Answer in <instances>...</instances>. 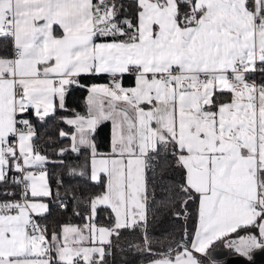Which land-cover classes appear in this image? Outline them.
I'll list each match as a JSON object with an SVG mask.
<instances>
[{
    "label": "snow or ice",
    "instance_id": "snow-or-ice-1",
    "mask_svg": "<svg viewBox=\"0 0 264 264\" xmlns=\"http://www.w3.org/2000/svg\"><path fill=\"white\" fill-rule=\"evenodd\" d=\"M217 243L264 251V0H0V264H220Z\"/></svg>",
    "mask_w": 264,
    "mask_h": 264
},
{
    "label": "trees",
    "instance_id": "trees-1",
    "mask_svg": "<svg viewBox=\"0 0 264 264\" xmlns=\"http://www.w3.org/2000/svg\"><path fill=\"white\" fill-rule=\"evenodd\" d=\"M106 76H103L99 79H95V80H86L84 81L85 83H90L93 81H103L105 79ZM131 80V77H125L124 83H129ZM84 94L85 91L81 90V89H75L73 90L70 95L67 97V107L69 110H76L78 112H85V105H84ZM61 113H58V115ZM64 115H68L71 114V111L67 112V113H62ZM52 126H53V120H48V122L46 124H44L43 126H39L38 124V129L41 133L45 132V131H49L51 132L52 130ZM61 127H63V125H61ZM108 122H105L104 124H102L99 128L98 131L96 133L97 135V139L98 140H105L108 137ZM65 144L68 143V141H64ZM69 161H74L75 157L74 155H69V157L67 158ZM50 167V171H51V175H52V179H51V184H52V188H53V192H55L56 190V185H55V178L57 176V174L61 171L60 168H52ZM62 191V190H61ZM72 209L71 207L69 208V210L65 213H60L58 212V210L53 207L52 208V215L49 216L47 219L49 222L53 221V219L55 218L56 220H59L60 223H66V222H71L74 224H80L83 222L82 217H76V216H72ZM97 223H101V224H107L108 220L105 217V213L101 210L99 212L98 215V219H97ZM191 223L189 224V227H191ZM125 236L128 239H131L132 237L129 236L128 233H125ZM218 246V245H216ZM215 246V247H216ZM229 251V250H228ZM230 252V251H229ZM126 259H128L129 261L133 262V264H142L143 262L146 261V259L142 256H139L137 253L132 252L130 253Z\"/></svg>",
    "mask_w": 264,
    "mask_h": 264
},
{
    "label": "water",
    "instance_id": "water-1",
    "mask_svg": "<svg viewBox=\"0 0 264 264\" xmlns=\"http://www.w3.org/2000/svg\"><path fill=\"white\" fill-rule=\"evenodd\" d=\"M212 251L220 264H249L245 258L229 252L224 246H216ZM251 264H264V251L254 253Z\"/></svg>",
    "mask_w": 264,
    "mask_h": 264
},
{
    "label": "crops",
    "instance_id": "crops-1",
    "mask_svg": "<svg viewBox=\"0 0 264 264\" xmlns=\"http://www.w3.org/2000/svg\"><path fill=\"white\" fill-rule=\"evenodd\" d=\"M93 82H95V83H105L104 80H103V81H93ZM93 82H90V83H93ZM130 83H131V80H130L129 83H125V85H128V84H130ZM86 95H87V93L85 92V94H84V98H85ZM85 110H86V109H85ZM68 115H69V114H68ZM110 127H111L110 122H108V129H109V131H108V135H109V133H110ZM216 245H222V246H223V244H221V243H217ZM142 264H146V261L143 262Z\"/></svg>",
    "mask_w": 264,
    "mask_h": 264
},
{
    "label": "built area",
    "instance_id": "built-area-1",
    "mask_svg": "<svg viewBox=\"0 0 264 264\" xmlns=\"http://www.w3.org/2000/svg\"><path fill=\"white\" fill-rule=\"evenodd\" d=\"M104 82H107V77H105Z\"/></svg>",
    "mask_w": 264,
    "mask_h": 264
},
{
    "label": "rangeland",
    "instance_id": "rangeland-1",
    "mask_svg": "<svg viewBox=\"0 0 264 264\" xmlns=\"http://www.w3.org/2000/svg\"><path fill=\"white\" fill-rule=\"evenodd\" d=\"M218 246H222V245H218ZM227 249V248H226ZM228 250V249H227Z\"/></svg>",
    "mask_w": 264,
    "mask_h": 264
}]
</instances>
